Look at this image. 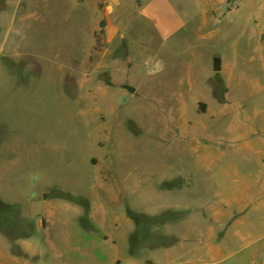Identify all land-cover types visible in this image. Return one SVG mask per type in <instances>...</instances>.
<instances>
[{
  "label": "rangeland",
  "instance_id": "1",
  "mask_svg": "<svg viewBox=\"0 0 264 264\" xmlns=\"http://www.w3.org/2000/svg\"><path fill=\"white\" fill-rule=\"evenodd\" d=\"M261 120L264 0H0V198L17 204L0 264L156 259L158 203L229 226L225 264H264V166L227 131ZM128 207L141 229L114 241Z\"/></svg>",
  "mask_w": 264,
  "mask_h": 264
},
{
  "label": "crops",
  "instance_id": "2",
  "mask_svg": "<svg viewBox=\"0 0 264 264\" xmlns=\"http://www.w3.org/2000/svg\"><path fill=\"white\" fill-rule=\"evenodd\" d=\"M108 23L111 22L108 21ZM97 29L98 27L94 29V32ZM231 124V127L227 129L230 141H235L239 138L244 139L245 147L249 150L255 151L260 162L264 166V120L252 123H248V121H243L241 123L232 122ZM4 202L11 205H17L15 202ZM94 206L95 205L91 206L92 209L88 214V217L99 223H103V215H101L99 211L96 213ZM180 208L181 207L176 205L170 206L165 205V203H158L156 209L154 208L156 211L144 210L142 218L146 219L145 222L152 219L157 221L156 218L159 216L160 226L158 228V235L162 240L154 243L152 247V249H158L156 259L147 258L143 263L139 264H225V259L229 256V239H235L237 237L236 235L228 234L229 226H225L224 228L219 227L218 229L217 226H214L211 221L206 218L189 220L188 217L182 218L181 216H172V213L180 212L177 211V209ZM127 209L128 211L125 217L117 216L114 220L115 231L111 232L110 235L114 241L119 239H131L133 234L141 229L137 223L135 224V221H137V219H135V213L136 211L137 213L141 212L138 211V209L134 210L132 207H128ZM184 211L190 212L188 209ZM82 213H84V210ZM162 216H164L163 219L161 218ZM184 222L191 224L188 227L189 230L184 232L178 231L179 225ZM2 235L3 237L6 236L9 238L11 241L13 240L2 233V228L0 227V236ZM143 235V238L148 236L146 233ZM16 238L18 239L19 236L14 237V239ZM13 254L19 255L15 252H13ZM114 260L115 264H118L119 261L121 264H125L122 257L116 256ZM133 264L138 263L133 262Z\"/></svg>",
  "mask_w": 264,
  "mask_h": 264
},
{
  "label": "water",
  "instance_id": "3",
  "mask_svg": "<svg viewBox=\"0 0 264 264\" xmlns=\"http://www.w3.org/2000/svg\"><path fill=\"white\" fill-rule=\"evenodd\" d=\"M213 70L215 71H219L221 70V60L219 57H215L214 58V62H213ZM125 88L129 91V92H134L135 91V87L131 86V85H127L125 86Z\"/></svg>",
  "mask_w": 264,
  "mask_h": 264
},
{
  "label": "trees",
  "instance_id": "4",
  "mask_svg": "<svg viewBox=\"0 0 264 264\" xmlns=\"http://www.w3.org/2000/svg\"><path fill=\"white\" fill-rule=\"evenodd\" d=\"M60 196H62V197H65V198H72L71 196H70V194H68V193H61L60 194ZM0 209L2 210V209H4V210H10L11 209V205L10 204H7V203H5L4 201H2L1 199H0Z\"/></svg>",
  "mask_w": 264,
  "mask_h": 264
}]
</instances>
